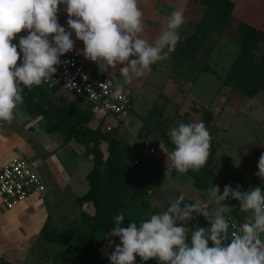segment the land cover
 Masks as SVG:
<instances>
[{
  "label": "rangeland",
  "instance_id": "obj_1",
  "mask_svg": "<svg viewBox=\"0 0 264 264\" xmlns=\"http://www.w3.org/2000/svg\"><path fill=\"white\" fill-rule=\"evenodd\" d=\"M230 1L234 4L230 24L221 31H203V23L210 26L213 23L204 0H138L144 25L140 36L150 44L166 27L173 10L184 12L185 23L179 30L181 40L169 58L151 65V71L124 85L132 100L131 108L126 119L111 134L123 147L124 158L139 163L138 168L131 171L132 178L146 179L148 186L138 198L134 189L124 185L121 202L127 226L131 222L139 225L140 220L162 213L173 201L192 203L199 200L208 207H215L208 198L211 185H219L220 192L226 185L233 188L240 185L242 191L259 186L264 191V180L255 175L259 158L264 153V91L246 97L222 84L241 49L237 24L244 22L264 29L261 15L264 0ZM63 9L61 4L58 23L66 31H71L67 26V13L61 15ZM214 24V28L219 27ZM71 38L75 41L74 47L83 55V42L77 40L74 33ZM20 63L17 62V66ZM107 72L122 83L119 67ZM51 99L71 108L86 106L61 92H53ZM106 120L113 123L108 118ZM194 122H203L209 131L210 154L199 171L190 169L179 174L168 158L174 148L170 131L182 123ZM98 123L99 118L94 114L89 126L96 129ZM0 126L3 129L0 132L2 146L22 138L25 154L15 156L25 158L33 165L39 163L45 183L39 206L43 227L60 232L79 224L82 214H93L91 205L76 203V198L88 190L86 175L93 167V158L87 149L75 141L65 144L60 134H46L44 120L28 117L21 106L10 124L0 121ZM4 137H8V141L3 142ZM47 137L49 140L45 141ZM33 139L44 140L45 144L38 147ZM143 140H149L155 147L153 157H148L140 148ZM106 148L107 143L102 142L100 149L104 157L107 156ZM191 173L200 174L199 184L195 183ZM5 210L0 201V226L11 227L20 234L21 227H25L31 217L35 219L33 211L24 210L13 216L16 210ZM186 227L191 232L197 227L208 228L210 224L203 216H196ZM108 235L98 234L99 249L92 264H104V259L112 253L113 244L109 245V239L114 241V237L106 238ZM7 236L0 235V264H60L61 256L77 252L74 242L63 246L48 244L35 232L29 236V243L20 240L11 243ZM135 264H157V261L142 262L137 256Z\"/></svg>",
  "mask_w": 264,
  "mask_h": 264
},
{
  "label": "clouds",
  "instance_id": "obj_2",
  "mask_svg": "<svg viewBox=\"0 0 264 264\" xmlns=\"http://www.w3.org/2000/svg\"><path fill=\"white\" fill-rule=\"evenodd\" d=\"M61 4L71 31L58 23ZM184 23V12L173 10L150 44L140 36L144 25L138 0H0V121L10 124L16 118L25 88L31 91L52 80L60 57L74 48L73 33L83 42V55L101 71L119 67L122 83L114 86L113 95L121 98L124 85L169 58L181 40ZM22 31L28 34L19 37L18 52L12 41ZM170 138L174 148L168 158L177 173L199 171L205 165L211 136L203 122L182 123L171 129ZM255 175L264 180V153ZM240 187L226 185L221 194L219 185H211L208 198L215 207L199 200L173 201L139 225L131 222L122 227L121 211L106 237L120 240L109 256L111 264H135L137 256L142 262L155 259L157 264H264V191L256 186L242 192ZM229 198L239 201L241 212L251 213V222L242 223L231 236L226 214L233 208L224 203ZM196 216H203L210 227L189 232L186 225ZM114 243L109 239V245Z\"/></svg>",
  "mask_w": 264,
  "mask_h": 264
},
{
  "label": "trees",
  "instance_id": "obj_3",
  "mask_svg": "<svg viewBox=\"0 0 264 264\" xmlns=\"http://www.w3.org/2000/svg\"><path fill=\"white\" fill-rule=\"evenodd\" d=\"M204 2L213 23H210L211 26L203 23L202 30L221 31L226 28L232 20L233 2L230 0ZM214 23L219 27L214 28ZM236 30L241 49L222 84L230 86L233 91L243 96L252 97L264 91V32L244 22H239ZM53 92L55 91L42 85L33 86L31 91L25 88L21 107L28 117L45 120L43 129L46 134H60L65 144L75 141L89 151L93 158V167L86 175L88 190L76 198V203L80 206L89 204L94 212L92 215L82 214L79 224L69 226L60 232L49 231L44 226L39 236L48 244L63 246L74 242L77 245V252L61 256L60 264H92L99 249V243L96 241L98 234H109L114 227V216L121 211L124 213L121 202L124 185L134 189V194L138 198H141L148 186L146 179L132 178L131 171L138 166L124 158L123 147L115 135L111 134L114 129L105 132L100 125L96 129L91 128L89 123L94 114L89 105L71 108L56 103L51 99ZM74 99L80 102L79 99ZM102 142L107 143L106 157L100 149ZM191 177L196 184L201 182L200 174L191 173ZM127 222L125 217L121 226L126 227ZM114 241L113 251L120 243L119 237H114ZM209 246H212L211 242ZM109 256L104 259V264H111Z\"/></svg>",
  "mask_w": 264,
  "mask_h": 264
},
{
  "label": "built area",
  "instance_id": "obj_4",
  "mask_svg": "<svg viewBox=\"0 0 264 264\" xmlns=\"http://www.w3.org/2000/svg\"><path fill=\"white\" fill-rule=\"evenodd\" d=\"M27 34V31L18 34L15 42L18 52L20 51L18 47L19 37ZM51 38L49 37L50 40ZM19 61L22 62V53ZM60 61L61 63L55 66L57 71L53 74L52 80L42 83V86L79 99L89 105L93 109V113L99 118L98 125L105 132H111L121 124L122 120L126 119L132 100L125 87L122 97L116 98L113 95L114 86L119 82L106 72L101 71L95 63L87 60L75 47L71 52L61 56ZM121 116H124V119H121ZM105 118L113 123L105 121ZM140 148L148 157H153L156 153L155 147L149 140H143ZM133 165L139 166L138 161H133ZM44 190L45 186L36 167L27 159L13 158L0 168V201L6 210L15 209L32 194H42ZM224 203L233 208L229 214H226L230 224L229 234L231 236L232 233L239 231L242 224L239 201L229 198Z\"/></svg>",
  "mask_w": 264,
  "mask_h": 264
},
{
  "label": "crops",
  "instance_id": "obj_5",
  "mask_svg": "<svg viewBox=\"0 0 264 264\" xmlns=\"http://www.w3.org/2000/svg\"><path fill=\"white\" fill-rule=\"evenodd\" d=\"M250 1V0H248ZM250 4V3H249ZM64 9L65 6L63 5ZM63 9V10H64ZM61 10V15L64 14L65 10L63 11ZM262 17H264V13L261 14ZM264 19V18H263ZM249 25V24H248ZM253 26V25H251ZM254 28H256L255 26H253ZM262 32H264V29H260V28H256ZM18 36V35H17ZM51 37V36H50ZM17 37L15 38L13 44H15ZM76 48V47H75ZM78 49V48H77ZM79 50V49H78ZM80 51V50H79ZM87 59V58H86ZM88 60V59H87ZM90 61V60H89ZM92 62V61H91ZM96 64V63H95ZM97 65V64H96ZM98 66V65H97ZM99 67V66H98ZM106 73L112 77H114L111 73L107 72ZM120 83V82H119ZM44 120V119H43ZM44 125H45V120H44ZM3 129L0 126V132H2ZM51 135V134H48ZM29 139V138H28ZM27 139V140H28ZM49 140V138H45V141ZM25 140V141H27ZM35 141V145L37 144L38 147L41 146V144H45L43 141H38L37 139H33ZM8 141V137H4L3 138V142ZM1 142V141H0ZM36 145V146H37ZM24 142L22 138H17L15 139L10 145H6V146H2V144H0V168L6 164L7 162H9L10 160H12L13 158H17V156H15L16 154L22 155L25 154L24 153ZM259 144L256 145V148L258 149ZM21 157V156H20ZM23 158V157H22ZM29 161V160H28ZM30 162V161H29ZM33 166L36 167V170L39 174V176L41 177L43 184L45 186L44 183V177L42 176V174L39 171V163H35ZM242 191V190H240ZM42 194H32L23 204H21L20 206L16 207L13 210H16L15 214H13V216L21 214L22 211L24 210H29V211H33V213L35 214V219L33 220L31 217V220L28 224H25V227H21V229L23 230L20 233L18 232H14V229H12L11 227L9 228L8 226H0L1 231H0V235L2 237H6L7 235H10L9 241L11 243H17L19 240L21 243H29L30 242V238L29 236H31L33 234V232L37 233L39 236V233L43 227V223H44V219L41 216L40 212H39V206H40V198H41ZM5 209V208H4ZM12 210V211H13ZM5 211H9V210H5ZM11 211V210H10ZM240 218L242 223L244 222H251V213H244L240 211ZM26 219H30V217H26ZM25 237V238H24ZM21 238H23V240H21Z\"/></svg>",
  "mask_w": 264,
  "mask_h": 264
},
{
  "label": "water",
  "instance_id": "obj_6",
  "mask_svg": "<svg viewBox=\"0 0 264 264\" xmlns=\"http://www.w3.org/2000/svg\"><path fill=\"white\" fill-rule=\"evenodd\" d=\"M120 118H121V119H124V116H121Z\"/></svg>",
  "mask_w": 264,
  "mask_h": 264
}]
</instances>
